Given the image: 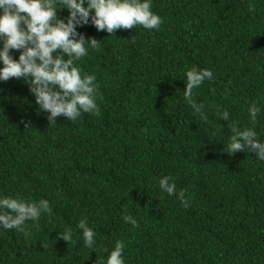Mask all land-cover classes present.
<instances>
[{
    "label": "trees",
    "instance_id": "16d2710c",
    "mask_svg": "<svg viewBox=\"0 0 264 264\" xmlns=\"http://www.w3.org/2000/svg\"><path fill=\"white\" fill-rule=\"evenodd\" d=\"M152 9L158 30L77 28L99 41L78 61L99 82L98 114L48 124L22 78L0 81V194L52 208L38 227L26 221L27 238L0 231V264H101L117 239L125 264H264V161L224 148L229 121L217 117L226 109L264 140V0H152ZM192 65L214 75L193 89L205 120L183 96ZM163 175L186 189L188 208L159 190ZM81 218L97 231L94 248L83 245ZM66 227L68 243L57 236Z\"/></svg>",
    "mask_w": 264,
    "mask_h": 264
},
{
    "label": "clouds",
    "instance_id": "9594fccd",
    "mask_svg": "<svg viewBox=\"0 0 264 264\" xmlns=\"http://www.w3.org/2000/svg\"><path fill=\"white\" fill-rule=\"evenodd\" d=\"M67 9V16L58 18V9ZM251 10V4H249ZM91 24L97 31L111 34L118 28L159 29L162 17L152 9V0H0V81L22 78L33 95L39 110L46 112L48 124H55V118L63 115L70 122L82 113L98 114L99 82L95 73L84 72L78 61L88 50L99 47L93 37L85 38L77 28ZM134 38V37H133ZM10 50H19L14 59ZM183 88L185 102L199 115L207 119L202 103L193 98V89L205 80L214 79L210 68L192 65L184 73ZM262 111L261 104L253 100L247 105L248 119L253 124ZM217 117L229 121L230 135L224 148L231 153L249 151L256 160L264 161V140L250 126L232 124L230 113L224 109ZM30 128V121H21ZM157 187L169 196H175L181 206H190L191 196L186 189H178L175 178L163 175L156 178ZM52 208L45 198L25 199L18 195L0 194V231L16 229L27 238L31 231L26 221L36 223ZM124 222L137 226V219L131 214L122 216ZM83 245L94 248L97 231L86 218L76 224ZM67 243L73 241L74 232L66 227L57 235ZM126 247L117 239L101 264H125L123 250Z\"/></svg>",
    "mask_w": 264,
    "mask_h": 264
}]
</instances>
